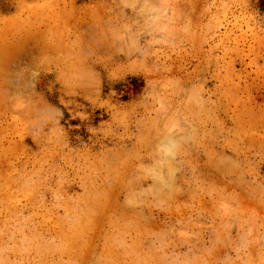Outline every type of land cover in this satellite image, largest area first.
Listing matches in <instances>:
<instances>
[{
    "label": "rangeland",
    "instance_id": "obj_1",
    "mask_svg": "<svg viewBox=\"0 0 264 264\" xmlns=\"http://www.w3.org/2000/svg\"><path fill=\"white\" fill-rule=\"evenodd\" d=\"M260 0H0V264H264Z\"/></svg>",
    "mask_w": 264,
    "mask_h": 264
},
{
    "label": "trees",
    "instance_id": "obj_2",
    "mask_svg": "<svg viewBox=\"0 0 264 264\" xmlns=\"http://www.w3.org/2000/svg\"><path fill=\"white\" fill-rule=\"evenodd\" d=\"M261 1V7H264V0H260Z\"/></svg>",
    "mask_w": 264,
    "mask_h": 264
}]
</instances>
